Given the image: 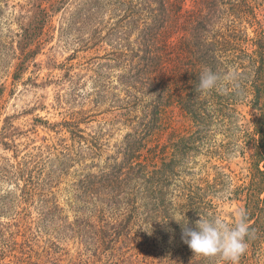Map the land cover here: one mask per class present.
Wrapping results in <instances>:
<instances>
[{"label":"trees","instance_id":"trees-1","mask_svg":"<svg viewBox=\"0 0 264 264\" xmlns=\"http://www.w3.org/2000/svg\"><path fill=\"white\" fill-rule=\"evenodd\" d=\"M68 1L31 0L30 16L18 34L14 79H19L36 56L46 27ZM128 18L138 34L129 36L128 46L113 59L122 69L118 80L124 91V96L114 101L118 106L113 114L115 122H123L131 131L99 170L82 174L76 184L81 200L88 197L89 203H108L113 208L111 217L98 224L97 232L87 225L91 232L86 229L81 237L94 241L95 254L106 253L108 264H122L129 261L126 252L132 243H138L150 226L166 231L173 240L184 241L181 225L172 219L194 228L200 216L218 217L215 196L226 191V200L244 203L254 230L242 257L249 251L262 255L264 0H138ZM205 69L221 76L229 72L237 75L232 83L220 84L224 91L201 94L197 86ZM242 88L252 91L250 103L258 112L256 119L239 111ZM176 111L191 122L189 128H176ZM239 118L245 122L239 124ZM215 131H225L229 138L238 132L251 148L248 180L238 186L222 170L212 180L195 179V171L188 166L203 149L213 153L209 140ZM82 132L79 128L71 133L84 141ZM90 137L86 148L94 155L99 143L95 136ZM69 160L73 158L65 159L62 170ZM48 178L51 181L53 174Z\"/></svg>","mask_w":264,"mask_h":264},{"label":"rangeland","instance_id":"rangeland-1","mask_svg":"<svg viewBox=\"0 0 264 264\" xmlns=\"http://www.w3.org/2000/svg\"><path fill=\"white\" fill-rule=\"evenodd\" d=\"M30 2L0 0V264H108L107 254L96 255L95 242L81 236L91 232L89 225L97 232L113 208L81 200L76 184L82 174L99 170L131 131L114 120V101L124 91L118 80L122 69L113 59L128 46V37L138 34L128 18L138 0H69L46 27L36 56L14 79L18 34L30 16ZM240 91L239 111L256 119L252 91ZM176 113V128H189L191 122ZM79 128L84 141L74 136ZM225 133L215 131L209 140L213 153L203 149L188 164L195 179L212 180L222 170L236 186L248 180L251 148L238 132L231 138ZM90 135L99 143L94 155L86 148ZM68 157L73 160L62 170ZM226 196L217 194L215 203L218 217L232 225L244 203ZM168 235L150 226L122 264H223ZM239 264H264V253L249 251Z\"/></svg>","mask_w":264,"mask_h":264},{"label":"clouds","instance_id":"clouds-1","mask_svg":"<svg viewBox=\"0 0 264 264\" xmlns=\"http://www.w3.org/2000/svg\"><path fill=\"white\" fill-rule=\"evenodd\" d=\"M235 72H229L223 76L205 69L199 78L197 91L205 94L213 89L222 92L220 87L224 81L232 83L236 78ZM200 216V215H199ZM182 227V238L195 254L207 257L219 256L227 264H239V261L248 250V240L253 236L254 230L247 220V212L240 209L232 225L227 224L219 217L205 219L200 216L195 222V227L182 224L180 220L173 218ZM168 221V220H167ZM164 221V222H167Z\"/></svg>","mask_w":264,"mask_h":264}]
</instances>
